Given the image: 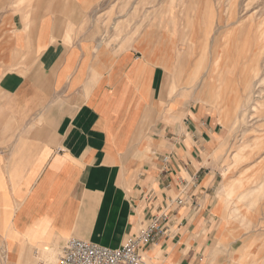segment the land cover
Here are the masks:
<instances>
[{
    "label": "crops",
    "instance_id": "obj_1",
    "mask_svg": "<svg viewBox=\"0 0 264 264\" xmlns=\"http://www.w3.org/2000/svg\"><path fill=\"white\" fill-rule=\"evenodd\" d=\"M105 1L0 0V246L14 264L70 237L118 248L179 197L148 264H264L263 233L236 222L264 161L235 162L172 37L96 31Z\"/></svg>",
    "mask_w": 264,
    "mask_h": 264
},
{
    "label": "rangeland",
    "instance_id": "obj_2",
    "mask_svg": "<svg viewBox=\"0 0 264 264\" xmlns=\"http://www.w3.org/2000/svg\"><path fill=\"white\" fill-rule=\"evenodd\" d=\"M93 19L99 33L106 30L119 36L127 29L134 35L144 34L152 23L159 37H172L179 58L177 82L182 83L180 67L184 62L185 72L189 69L191 73L192 90L207 82L212 86V104L226 112L223 121L229 123L226 127L233 137L230 147L236 150L235 162L252 158L243 154L248 149H254L255 159L264 161V156L257 155L264 153V0H106ZM178 92L175 95L181 94ZM256 175L254 188L259 191L249 198L253 204L241 205L242 210L250 205V211L261 213L264 164ZM242 210L236 214V222L263 233L253 241L263 244L264 215L252 223ZM60 253L57 248L48 252L42 249L33 252L26 264H54ZM8 257L9 252L0 246V264H14Z\"/></svg>",
    "mask_w": 264,
    "mask_h": 264
},
{
    "label": "built area",
    "instance_id": "obj_3",
    "mask_svg": "<svg viewBox=\"0 0 264 264\" xmlns=\"http://www.w3.org/2000/svg\"><path fill=\"white\" fill-rule=\"evenodd\" d=\"M145 197L150 202L155 200L152 191L146 192ZM185 202L184 198L170 199L118 248L70 237L65 241L59 259L54 264H148L142 245L152 244L166 235L171 220L170 209Z\"/></svg>",
    "mask_w": 264,
    "mask_h": 264
},
{
    "label": "bare ground",
    "instance_id": "obj_4",
    "mask_svg": "<svg viewBox=\"0 0 264 264\" xmlns=\"http://www.w3.org/2000/svg\"><path fill=\"white\" fill-rule=\"evenodd\" d=\"M195 27V26H194ZM194 31V30H193ZM264 36V32H263V35H262V37ZM191 42V41H190ZM194 42H192V43H190V44H193ZM259 56V55H258ZM219 61H220V59H219V57H218V59H217V61H216V69H217V67H218V63H219ZM259 142H261V141H259ZM146 257V256H145Z\"/></svg>",
    "mask_w": 264,
    "mask_h": 264
}]
</instances>
